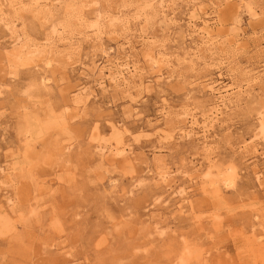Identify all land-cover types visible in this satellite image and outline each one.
<instances>
[{
  "label": "rangeland",
  "instance_id": "rangeland-1",
  "mask_svg": "<svg viewBox=\"0 0 264 264\" xmlns=\"http://www.w3.org/2000/svg\"><path fill=\"white\" fill-rule=\"evenodd\" d=\"M164 1L173 11L165 20L149 0H0V264H264V159L251 148L264 120V0H244L258 21L234 11L238 0H191L187 7L218 23L211 46L196 37L181 45L175 21L191 13L187 0ZM125 22L163 47L168 79L157 87L154 76L141 80L151 72L145 42L121 30ZM124 36L138 74L127 87L90 84L95 97L74 105L76 85L86 84L79 64ZM183 48L206 60L182 61ZM216 67L224 84H246L226 95L229 110L206 144L163 129L164 120L180 126L183 110L208 108L197 84ZM32 121L44 131L25 132ZM120 142L134 160L100 159L96 146L115 153ZM165 171L191 208L180 212L159 186ZM232 172L225 188L221 178Z\"/></svg>",
  "mask_w": 264,
  "mask_h": 264
},
{
  "label": "bare ground",
  "instance_id": "bare-ground-1",
  "mask_svg": "<svg viewBox=\"0 0 264 264\" xmlns=\"http://www.w3.org/2000/svg\"><path fill=\"white\" fill-rule=\"evenodd\" d=\"M151 3H158L159 11L165 20L167 14L173 13L166 12L165 7H163L164 0H149ZM148 2V3H149ZM191 0H187L185 2L186 7L189 5ZM149 4H147L148 7ZM146 5L143 7L145 9ZM188 10L191 11L188 17L184 21V24H179V21H175L179 28V34H177V38L181 42V45L186 43L188 40L191 43H194L193 38L196 37L199 40H206L205 45L211 46V43L215 42L219 38L218 33L212 34L213 27H216L218 24L216 20H214L211 24L209 23L210 14L202 11L201 9L196 8V6L192 5L191 7H187ZM234 11L237 14L246 13L249 15L250 18L258 21L259 14L254 11V7L250 3H245L244 0H238L235 4ZM264 19L262 20L263 23ZM198 24H202V27H197ZM213 26V27H212ZM112 32L114 27H117L115 22L111 24ZM119 28L122 30H127L132 32L133 39L135 43L139 41L145 42V53L142 55V59L144 62L148 64V68L151 72L148 73V76L142 77L141 80L154 76L155 79L152 80L153 84H156V87L159 85L160 80L168 79L165 77L166 69L169 66L168 59L165 58L166 54L161 45H158L156 41H148L149 37H145L143 34L135 35V28H131L127 25V22L121 24ZM10 34H14V31H10ZM131 42H129L127 36L122 37L121 43L117 47L107 46L106 49L102 50L99 58L96 56H92L90 59L89 65H85L83 63L79 64V72L77 74L78 79L84 80L86 83L85 85L77 84V92L73 95L72 102L74 105H79L89 96L95 97V89L92 87H98L101 90H105V88L109 87L111 84L114 86H124L127 87L129 85L130 80H132L136 74H138V68L136 67L134 61L129 57L128 50H125L126 47H130ZM188 49V48H187ZM192 50V51H190ZM209 51V50H208ZM196 51L193 49H188L187 51L183 48L182 61L184 62H193L194 59L205 61L206 59L199 58V56L195 53ZM210 63L216 61V57H214L213 53L208 58ZM195 64V63H192ZM210 66L214 67L213 64H209ZM264 67V64L262 65ZM214 74V77L210 74ZM224 75L221 72L220 67H216L211 69L208 74H205L200 78L199 83L197 84L198 92L202 95H206L209 100L207 101V109L204 112H200L198 114H194L189 112L188 110L181 111L176 117L180 118L181 120L178 122L181 124L180 126H172L169 121H165L162 123V127L165 130H171L172 132L176 130V136L178 139H190L193 142L199 143L200 145H205L208 139V133L210 129H212V123L218 121V117L222 116L225 110H229L228 105L226 104V95H228L229 91L236 90L238 93L242 92L243 84H246L244 80L240 81L236 84H224ZM232 79V78H231ZM90 84L93 86L90 87ZM84 97V99L82 98ZM184 98L186 101H189V93L186 92L184 94ZM166 101L162 99V103ZM46 124L41 125L37 121H32L28 123V126L24 129L25 132L32 133L34 135L42 133L44 130L42 128L45 127ZM150 126V125H149ZM258 132L253 135L254 138L260 140L259 142L263 141V132H264V120L262 119L258 126ZM262 138V139H261ZM258 141L253 144L251 147L253 149L252 155L253 157H262L264 159V152H259L258 147L260 143ZM264 142V141H263ZM262 142V143H263ZM120 146L119 152H113L117 147H109L106 150L104 147L96 146L95 149L97 150L100 159H105L108 157V154L111 155V159L118 155L127 154V157H130L131 160L135 158L132 155V149L121 142L118 143ZM190 163V167L193 169L195 165L193 162L188 161ZM154 164H157V161H154ZM254 173H258V166L253 165ZM231 170V168H229ZM149 173L152 171L148 168ZM169 171H165L164 173H159V186H161L164 190L169 191V195L174 198H178L179 205L178 210L181 212L187 205V192L184 188H179L178 191H175L174 188L176 187V178L173 175L168 173ZM210 175V171H207L206 176ZM259 176V174H258ZM180 178H188V181H193V178L187 177L185 172H180ZM235 182V173L232 172L228 175H224L221 178V184L225 188H230L234 185ZM263 183V182H262ZM262 183H259L262 186ZM212 188L217 184V181L210 182ZM191 208V207H190ZM260 238V237H259Z\"/></svg>",
  "mask_w": 264,
  "mask_h": 264
}]
</instances>
